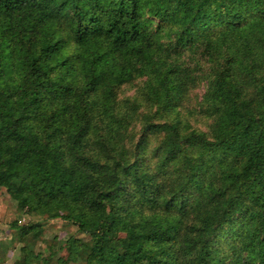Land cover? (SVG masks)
Segmentation results:
<instances>
[{
    "label": "trees",
    "instance_id": "1",
    "mask_svg": "<svg viewBox=\"0 0 264 264\" xmlns=\"http://www.w3.org/2000/svg\"><path fill=\"white\" fill-rule=\"evenodd\" d=\"M0 188L14 264H264V0H0Z\"/></svg>",
    "mask_w": 264,
    "mask_h": 264
},
{
    "label": "rangeland",
    "instance_id": "2",
    "mask_svg": "<svg viewBox=\"0 0 264 264\" xmlns=\"http://www.w3.org/2000/svg\"><path fill=\"white\" fill-rule=\"evenodd\" d=\"M139 84V82H136L135 84L124 86L120 90L119 99L124 100L125 98L134 97L137 94ZM204 90V83H202L190 91L183 102L185 111L198 105ZM190 118L192 121L194 120L193 116ZM35 219L20 213L17 203L6 193L4 188H0V264H14L15 260L21 255L20 247L23 243L18 236V230L11 227L12 222L18 220L19 225H23ZM71 235L87 238L85 235L78 234L76 226L63 219H51L47 221L45 232L41 239L37 240L29 235L26 238V242L30 247L44 253L47 257L50 254L49 247L51 245L56 246L59 255H65V251H62L61 247L65 245L67 238ZM52 260L55 262V259ZM78 264H84V260H80Z\"/></svg>",
    "mask_w": 264,
    "mask_h": 264
}]
</instances>
